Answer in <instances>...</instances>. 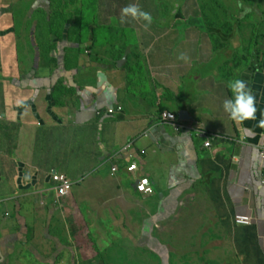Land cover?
Here are the masks:
<instances>
[{
    "label": "crops",
    "instance_id": "obj_1",
    "mask_svg": "<svg viewBox=\"0 0 264 264\" xmlns=\"http://www.w3.org/2000/svg\"><path fill=\"white\" fill-rule=\"evenodd\" d=\"M122 1L151 13L147 30L131 18L121 23L116 6L101 23L100 8L110 11L103 0H80L70 18L52 1L26 8V0H0V128L19 127L14 149L9 137L16 132L0 130V209L9 217L0 219V264L18 244L39 258L29 226L53 233L51 223L68 210L105 224L103 207L113 217L128 207L127 225L139 222L141 245L170 262L188 256L198 264H245L230 231L237 216H250L262 244L264 36L256 44L238 27L264 16V0L254 9L221 0L218 16L204 9L205 0ZM184 8L195 14L185 17ZM215 22L235 32L215 44L217 34L208 31ZM111 41L114 54L102 53ZM181 52L187 62L177 58ZM236 78L255 95L257 120L238 123L223 110L232 98L227 83ZM166 112L177 120L166 121ZM46 150L56 164L44 159ZM133 161L139 171L129 173ZM53 172L74 182L68 196L56 195ZM141 177L154 184L153 196L137 191ZM215 181L218 206L210 194ZM16 215L25 220V245Z\"/></svg>",
    "mask_w": 264,
    "mask_h": 264
},
{
    "label": "rangeland",
    "instance_id": "obj_2",
    "mask_svg": "<svg viewBox=\"0 0 264 264\" xmlns=\"http://www.w3.org/2000/svg\"><path fill=\"white\" fill-rule=\"evenodd\" d=\"M34 0H26L23 3L24 7L28 8L30 3ZM54 4H59L62 7L65 6V11L68 13V18L74 16L73 11H77L80 0H48ZM105 7L110 8V11L105 10L103 13L98 11V17H101V21H108L112 9L114 6L118 8L120 13L122 0H103ZM147 1V0H138ZM194 1V0H193ZM200 1V0H198ZM224 4H237L239 0H224ZM245 4L254 8H260V4L263 1L257 0H241ZM124 7V6H123ZM232 11V13H231ZM231 19H235L237 22V16L239 11L231 9ZM185 17L193 16L195 13H191L186 8L183 10ZM100 13V14H99ZM112 15V14H111ZM211 19L210 14L208 15ZM54 21V20H52ZM143 24V21H140ZM239 24V23H238ZM241 35L247 36V38H257V43L260 42L261 37L264 36V16H261L255 20L247 18L242 21L238 27ZM114 44L113 41L101 48L102 53H112L110 47ZM250 44V41H246V45ZM264 44V41L261 45ZM248 47H246L247 49ZM256 49V48H255ZM109 57L108 54H105ZM112 63V62H111ZM46 132V131H44ZM48 132V130H47ZM41 139V137H40ZM37 150V149H36ZM11 156V152H9ZM48 150L44 151L42 156L44 159L51 161V164L55 163V154H47ZM59 161V160H58ZM60 161L57 163L59 164ZM113 203H111V207ZM110 207V208H111ZM143 208V207H142ZM141 209V208H140ZM5 206L0 209V219H8V215L5 212ZM130 209L125 208L123 210L117 209V216H112L110 211L106 208H100L99 212H103L105 224L98 225L97 222L87 217L83 222L82 217H78L74 211H66V217L62 215L51 224L53 225L54 232L44 233V225L38 226L35 224L30 229L35 230V235H31L30 244L36 249L38 259L42 262H35L34 257L29 252L24 253L23 247L19 244L16 247L14 253L6 259L7 264H198L197 261L191 260L188 256L179 258L172 256L170 262L167 255L162 254V258L156 255L154 251H151L147 247L141 245L142 234L139 232L137 226L138 221H133L128 217ZM135 212V211H134ZM133 212V214H134ZM15 213V212H14ZM109 213V214H108ZM142 213H145L143 211ZM141 213L135 212L136 220H140ZM78 217V218H77ZM52 220V219H50ZM116 221V223H114ZM58 240L54 241L53 236ZM28 240V239H27ZM32 247V248H33ZM34 249V250H35ZM165 251V250H164ZM198 257L200 254H196ZM214 256V254L212 255ZM212 256H208L209 258ZM175 258V259H174ZM63 261H66L63 263Z\"/></svg>",
    "mask_w": 264,
    "mask_h": 264
},
{
    "label": "trees",
    "instance_id": "obj_3",
    "mask_svg": "<svg viewBox=\"0 0 264 264\" xmlns=\"http://www.w3.org/2000/svg\"><path fill=\"white\" fill-rule=\"evenodd\" d=\"M206 1V7L204 8L205 10H210L214 12L215 15H220V8H224V4L222 3L221 0H205ZM100 14V13H99ZM101 17H99L100 19ZM101 21V20H99ZM101 23H104L103 21ZM132 27V25H128V27ZM209 28H212V30H209ZM208 31L211 35H216L213 38L214 43L216 44V42L220 41V37L219 35H221L222 33H225L227 35H230L232 33L235 32L233 25H226V26H222V24H217L216 22L214 23V25L208 27ZM111 54H114V52H112ZM120 57L118 58H122L123 54L120 53L119 55ZM254 61V60H253ZM4 129V134L8 136L9 132H16V134L13 136L9 137V140L12 142V147L13 149L16 147L15 144V138L16 135L18 133L19 127L16 125H5L4 127H1L0 130ZM38 142L40 140V134L38 133L37 136ZM11 152V149H10ZM221 188H220V184H218V182H214L212 184V188L210 190V194L211 197L213 199V201H215L216 205L218 206L219 201H218V195H220ZM16 213L19 214V208H16ZM18 217V220L20 221V228H21V236L24 240H22L23 245L27 244L28 241L26 240L27 237V228L25 225V220L24 218L20 217V215H16ZM236 223V222H235ZM237 225V224H236ZM231 235L234 238V241L236 243L238 252L241 256H244L245 258V264H264V246H263V242L261 244V240L259 239V235H258V230H257V226L253 223L252 225L249 226H238L234 228V230L232 229L231 231ZM29 252V251H27ZM29 254H31L34 259L35 262L39 263V259L35 258V255L32 254L31 252H29ZM156 254V253H155ZM158 255V254H156Z\"/></svg>",
    "mask_w": 264,
    "mask_h": 264
},
{
    "label": "clouds",
    "instance_id": "obj_4",
    "mask_svg": "<svg viewBox=\"0 0 264 264\" xmlns=\"http://www.w3.org/2000/svg\"><path fill=\"white\" fill-rule=\"evenodd\" d=\"M243 7V5H238ZM245 13L251 11L249 8L244 9ZM131 18L137 22L143 21L142 27L147 30L153 22L150 12L143 10L138 4L130 3L120 9V22L126 23ZM180 60L188 61L186 53L181 52L177 57ZM228 89L232 92V98L223 101V110L228 114L229 118L235 122L242 123L246 120H257L256 113V97L248 87L247 82L243 79L236 78L229 80ZM257 126L264 128V111L260 113V119Z\"/></svg>",
    "mask_w": 264,
    "mask_h": 264
},
{
    "label": "built area",
    "instance_id": "obj_5",
    "mask_svg": "<svg viewBox=\"0 0 264 264\" xmlns=\"http://www.w3.org/2000/svg\"><path fill=\"white\" fill-rule=\"evenodd\" d=\"M116 111H122V108L119 107L118 110L110 109L109 113L114 114ZM164 119L166 121L175 122L177 120V116L174 113L166 112L164 113ZM211 143L208 142L206 144V147H210ZM260 154L261 158L264 160V141L260 144ZM129 173H136L139 171V163L137 161H133L130 166L127 168ZM114 172L118 171L117 168L113 169ZM52 181L54 183V189L56 192V195L60 198L68 196L74 187V182L67 176L62 173L53 172L51 174ZM137 191L143 195L144 197H150L155 194V186L150 180L149 177H141L137 181ZM236 224L240 226H249L252 225L254 222V219L250 216H237L235 218ZM263 246H264V237L262 239Z\"/></svg>",
    "mask_w": 264,
    "mask_h": 264
}]
</instances>
